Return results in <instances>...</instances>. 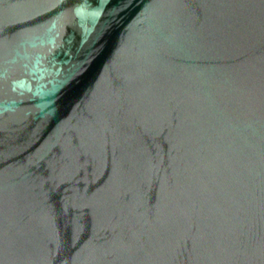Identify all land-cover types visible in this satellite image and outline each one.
Segmentation results:
<instances>
[{
	"label": "water",
	"instance_id": "1",
	"mask_svg": "<svg viewBox=\"0 0 264 264\" xmlns=\"http://www.w3.org/2000/svg\"><path fill=\"white\" fill-rule=\"evenodd\" d=\"M0 264H264V0H0Z\"/></svg>",
	"mask_w": 264,
	"mask_h": 264
}]
</instances>
